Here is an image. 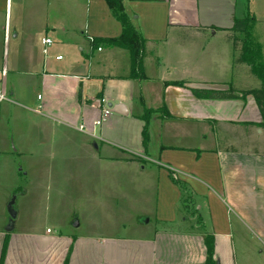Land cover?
<instances>
[{
  "label": "crops",
  "instance_id": "crops-1",
  "mask_svg": "<svg viewBox=\"0 0 264 264\" xmlns=\"http://www.w3.org/2000/svg\"><path fill=\"white\" fill-rule=\"evenodd\" d=\"M122 1L143 39L137 65L129 49L94 42L123 32L106 0H0V81L6 84L9 75L31 81L38 93L27 100L35 111L46 114L48 123L92 140L95 151L89 154L98 174L119 175L129 188L135 173L157 172L154 211L136 226V234L130 223L123 224L126 234L74 237L0 228V264L7 235L4 264H64L70 246L69 264H201L209 234L215 236L219 264H264V249L249 246L254 237L264 246V152L218 147L215 131L219 124L261 122L258 104L252 94L209 99L192 92L231 86L198 77L196 46L209 61L224 62L219 39L230 36L235 19L251 9L263 15L264 0L257 11L252 4L258 0ZM37 20L45 35L35 40ZM45 37L53 40L46 54ZM256 46L264 59V40ZM233 59L228 56L227 66L218 64L216 70L230 69ZM110 102L124 103L128 114L112 112L97 125ZM134 152L146 162L132 160ZM186 190L191 206L183 203Z\"/></svg>",
  "mask_w": 264,
  "mask_h": 264
},
{
  "label": "rangeland",
  "instance_id": "rangeland-1",
  "mask_svg": "<svg viewBox=\"0 0 264 264\" xmlns=\"http://www.w3.org/2000/svg\"><path fill=\"white\" fill-rule=\"evenodd\" d=\"M261 1L252 4L254 10L263 8ZM254 12L251 9L248 14L258 17L253 27L256 48L257 42L264 40V14ZM37 17H40L38 13ZM42 20H37L33 27L35 40L45 35ZM236 35L241 39L237 40V51L229 34L219 39L220 48L225 46L226 50L224 62L209 61L196 46L197 75H203L204 80H225L239 91L258 88L261 81L251 72V66L237 61L243 35ZM228 56H234L230 69L224 67L218 72L217 65L227 66ZM5 85L9 93L15 91L10 95L16 103L0 105V228L7 232L10 224L7 205L16 195L17 217L14 229L9 233L46 232L49 236L63 233L72 237L91 233L126 234L123 224L130 223L131 233L136 234V226L144 223L154 211L157 172L132 174L129 188L119 175L107 171L98 174L99 167L93 165V157L89 154L95 151L92 140L74 130L48 123L46 114L35 111V106L27 100L30 96L36 98L38 93L31 81L9 75ZM218 126L215 130L218 147L264 152V128L247 124ZM134 153H131L132 160L146 162L145 156ZM168 170L175 180H179L174 170ZM189 193L186 190L183 195L186 206L193 203ZM198 207L195 206V210ZM249 246L264 249L255 237Z\"/></svg>",
  "mask_w": 264,
  "mask_h": 264
},
{
  "label": "trees",
  "instance_id": "trees-1",
  "mask_svg": "<svg viewBox=\"0 0 264 264\" xmlns=\"http://www.w3.org/2000/svg\"><path fill=\"white\" fill-rule=\"evenodd\" d=\"M110 8L112 9L114 15L121 21L123 25V32L120 37L107 38V39H94L96 44L100 42H107L110 46H120L130 50L132 63L137 65L140 63V55L142 48V36L138 33L134 25L132 24L130 17L125 11L122 0H106ZM254 17L250 14L244 18L235 19L234 25L230 31L229 37H232L235 49L237 50V40H241L236 34L240 33L243 35L242 40V52L240 58L237 59L239 62H245L251 66V72L261 81V86L252 89L238 90L232 85L225 90H212L204 88H193L192 92L195 96L199 98H209V99H235V98H245L247 95L252 94L258 104L259 111L262 115V121L257 123L258 127L264 128V59L262 58L261 51L258 48H254L252 40V24H254ZM256 49V50H255ZM173 84L181 85L183 82H174ZM146 114V115H145ZM142 115L145 118L146 123L142 131V140L144 145L149 142V114L150 111L147 110L146 113ZM148 114V116H147ZM147 116V117H146ZM245 124V123H243ZM255 125V126H256ZM179 184V180H175ZM3 245V251L1 256V264H4L5 256L8 248L9 237L5 238ZM205 243L207 245V257L206 260L201 264H219L215 259V236L209 234L205 237ZM73 246H70L67 256L64 260V264L70 263V256L72 253Z\"/></svg>",
  "mask_w": 264,
  "mask_h": 264
},
{
  "label": "built area",
  "instance_id": "built-area-1",
  "mask_svg": "<svg viewBox=\"0 0 264 264\" xmlns=\"http://www.w3.org/2000/svg\"><path fill=\"white\" fill-rule=\"evenodd\" d=\"M43 45H44V48H43V51L44 53L46 54L48 51V46L52 45L53 44V40L50 38V37H45L42 41ZM62 56H58V58H61ZM2 77L4 78L5 75H6V71H2L1 73ZM4 79H2L0 81V104L1 103H4V102H11V103H14V99L11 97L9 91L7 90L6 88V85L3 81ZM112 114V111L109 107H107L102 116L96 120V124L97 125H101L108 117H110V115ZM85 126L84 125H81L80 126V129H84ZM48 231H50V229H48Z\"/></svg>",
  "mask_w": 264,
  "mask_h": 264
},
{
  "label": "water",
  "instance_id": "water-1",
  "mask_svg": "<svg viewBox=\"0 0 264 264\" xmlns=\"http://www.w3.org/2000/svg\"><path fill=\"white\" fill-rule=\"evenodd\" d=\"M108 107L111 109L112 112H116L119 114L126 115L128 114V107L124 103L114 104L112 102L108 103ZM15 202H16V195L12 197L9 201L7 207L10 214V224L7 226V231H12L14 229V220L17 217V210L15 209Z\"/></svg>",
  "mask_w": 264,
  "mask_h": 264
}]
</instances>
